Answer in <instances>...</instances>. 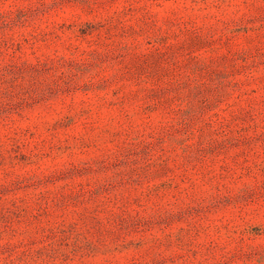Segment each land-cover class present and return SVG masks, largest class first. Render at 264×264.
I'll return each instance as SVG.
<instances>
[{
	"label": "rangeland",
	"instance_id": "374dc122",
	"mask_svg": "<svg viewBox=\"0 0 264 264\" xmlns=\"http://www.w3.org/2000/svg\"><path fill=\"white\" fill-rule=\"evenodd\" d=\"M0 264H264V0H0Z\"/></svg>",
	"mask_w": 264,
	"mask_h": 264
}]
</instances>
